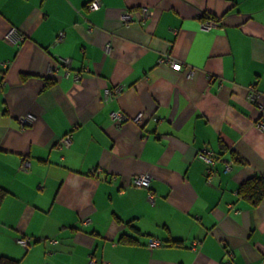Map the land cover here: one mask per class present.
<instances>
[{"label": "crops", "instance_id": "crops-1", "mask_svg": "<svg viewBox=\"0 0 264 264\" xmlns=\"http://www.w3.org/2000/svg\"><path fill=\"white\" fill-rule=\"evenodd\" d=\"M89 1L0 0V253L264 264V196L252 205L237 191L264 176V0ZM166 53L180 70L159 62ZM142 173L146 188L132 183Z\"/></svg>", "mask_w": 264, "mask_h": 264}, {"label": "built area", "instance_id": "built-area-1", "mask_svg": "<svg viewBox=\"0 0 264 264\" xmlns=\"http://www.w3.org/2000/svg\"><path fill=\"white\" fill-rule=\"evenodd\" d=\"M100 5H101V0H90L87 3V7L89 9H97ZM141 11H142V15L144 17H147V16H149L152 13V11L149 10L148 7H146V6L142 7ZM212 25H214V22H212V21H205L202 24L203 28H206V29H209ZM62 34L63 33H60L59 37L56 40L61 38ZM14 37H15L16 40H18V38L19 39L21 38V36L14 29H11L9 31V33L6 35V38L14 39ZM108 47L109 46H107L106 48H108ZM63 62L67 64L69 61H68V59H63ZM159 62L160 63L169 64L174 70H180L182 68V65H181L180 61L174 60L172 58V56L170 54H167V53L160 57ZM191 74H192V72L190 71L188 73V76H190ZM116 90H119V88L116 89ZM249 98L251 100H257L258 95H255V94L250 92L249 93ZM261 107H263V106L261 105ZM112 118L114 120L121 121L122 119L125 118V115L122 112H120V111H115V112H112ZM140 118H141V116H140V114H138L136 117H134V120L135 121H140ZM19 120L22 122V124L29 123L32 120V115L31 114L22 115V116L19 117ZM70 143H71L70 135H66V136H64V137H62L60 139V145L61 146H68ZM200 155L209 164L213 163V160L211 158H209L208 156H206L204 154H200ZM27 167H28V163L25 162V161H23L21 163V165H20V168L24 169V170H26ZM226 169H229V165H227ZM213 173H214V171H213L212 167L210 166L208 168V170H207V179L208 180L211 179V177L213 176ZM149 180H150L149 175L146 174V173L136 174V175H134L132 177V183H133L134 186H137V187H145V188L148 187L149 186ZM149 197H150V199H152V195L151 194L149 195ZM83 221L84 222H89L90 219L86 218ZM18 243L20 245H22L26 249L30 247L29 239L20 238V239H18ZM160 244H161V241L158 240V239H153V240L148 242V246L149 247H155V246H158ZM93 263H94L93 260H90L87 264H93Z\"/></svg>", "mask_w": 264, "mask_h": 264}, {"label": "trees", "instance_id": "trees-1", "mask_svg": "<svg viewBox=\"0 0 264 264\" xmlns=\"http://www.w3.org/2000/svg\"><path fill=\"white\" fill-rule=\"evenodd\" d=\"M204 18H207V17H204ZM53 81H54L53 79H46L45 85L49 86L53 83ZM253 101L257 102V100H253ZM262 106L264 107V105ZM66 135H70V139L72 141L71 134L68 133ZM231 154H232L233 160L239 163H244V160L239 155H237L234 151L231 152ZM237 191H238V194L242 198L248 200L252 205H257L262 199V197L264 196V176L262 175L250 176L249 178L239 183ZM5 193H6V190L1 188L0 189V203ZM134 228L139 233L138 229L136 227ZM21 238L28 239L27 237H24V236ZM29 241L31 245V240L29 239ZM119 242L124 243V244H136L137 240L128 234H122L120 236ZM0 264H19V260L0 253Z\"/></svg>", "mask_w": 264, "mask_h": 264}]
</instances>
